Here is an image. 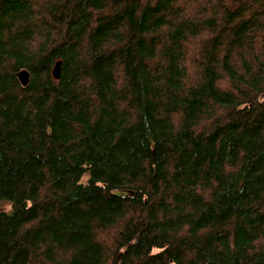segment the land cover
<instances>
[{
	"label": "trees",
	"instance_id": "1",
	"mask_svg": "<svg viewBox=\"0 0 264 264\" xmlns=\"http://www.w3.org/2000/svg\"><path fill=\"white\" fill-rule=\"evenodd\" d=\"M0 264H264V0H0Z\"/></svg>",
	"mask_w": 264,
	"mask_h": 264
},
{
	"label": "water",
	"instance_id": "2",
	"mask_svg": "<svg viewBox=\"0 0 264 264\" xmlns=\"http://www.w3.org/2000/svg\"><path fill=\"white\" fill-rule=\"evenodd\" d=\"M60 62L61 61L57 62L56 65H55V68H54V75H55L56 78H58L59 74H60L59 73L60 72ZM29 76H30V74H29L28 70H26V69H23V70H21L18 73V77H19V79H20V81L22 82L23 85H27L28 84Z\"/></svg>",
	"mask_w": 264,
	"mask_h": 264
}]
</instances>
